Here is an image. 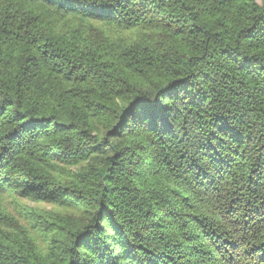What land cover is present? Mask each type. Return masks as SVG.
Here are the masks:
<instances>
[{
	"label": "trees",
	"instance_id": "1",
	"mask_svg": "<svg viewBox=\"0 0 264 264\" xmlns=\"http://www.w3.org/2000/svg\"><path fill=\"white\" fill-rule=\"evenodd\" d=\"M0 264H264V0H0Z\"/></svg>",
	"mask_w": 264,
	"mask_h": 264
},
{
	"label": "rangeland",
	"instance_id": "2",
	"mask_svg": "<svg viewBox=\"0 0 264 264\" xmlns=\"http://www.w3.org/2000/svg\"><path fill=\"white\" fill-rule=\"evenodd\" d=\"M259 4H262L263 0H256ZM23 202L31 205V206H37V207H44L46 209H52V206L49 204H45V203H35V202H29L26 200H23Z\"/></svg>",
	"mask_w": 264,
	"mask_h": 264
}]
</instances>
